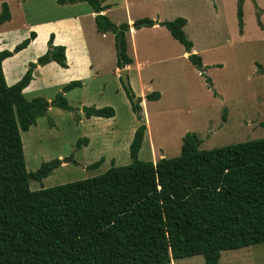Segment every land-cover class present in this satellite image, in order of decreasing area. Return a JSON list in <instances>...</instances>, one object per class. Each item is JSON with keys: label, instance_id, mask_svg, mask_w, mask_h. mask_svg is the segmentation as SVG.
<instances>
[{"label": "rangeland", "instance_id": "1", "mask_svg": "<svg viewBox=\"0 0 264 264\" xmlns=\"http://www.w3.org/2000/svg\"><path fill=\"white\" fill-rule=\"evenodd\" d=\"M19 1L0 0V13L2 2H7L15 15L12 23L0 25L2 49L13 50L33 31H39L41 38L37 46L9 60L25 68L20 79L47 52L51 34L65 42L58 45L80 48L65 73L62 66L55 71L49 63L36 68L34 81L24 92L28 99L42 96L51 101L66 84L82 82L66 96L73 111L52 106L46 116L22 132L28 171L55 158L62 161L42 181L31 180V190L94 177L112 166L131 163L130 144L142 122L148 126L139 153L143 161L179 156L183 137L189 132L199 135L201 150L264 138V0L244 1L243 32L239 0H107L108 13L104 14L115 24L133 25L143 18H186L185 34L205 65L202 75L165 26L133 27L136 32L128 36V54L133 58L129 80L134 96L141 97L142 91L161 94L158 100L146 99L145 106L141 104L142 120L120 76L115 37L97 31L88 2ZM84 107H112L116 114L87 118ZM83 138L88 143L78 146ZM100 160V166L92 167ZM204 261L197 255L174 260V264ZM220 264H264V242L223 251Z\"/></svg>", "mask_w": 264, "mask_h": 264}, {"label": "trees", "instance_id": "2", "mask_svg": "<svg viewBox=\"0 0 264 264\" xmlns=\"http://www.w3.org/2000/svg\"><path fill=\"white\" fill-rule=\"evenodd\" d=\"M107 0H57L61 5L88 2L96 13L97 31L112 32L120 69L133 63L128 54L131 27L165 26L185 48L188 58L205 75L200 55L185 34L187 19L143 18L115 24L103 12ZM245 0H239L238 18L243 32ZM2 2L0 25L11 20ZM37 37L35 31L13 50H0V264H170L172 260L202 255L204 264H220L223 251L264 242V138L201 150L199 135L183 137L177 157L157 162L139 159L146 123L130 144L131 163L53 187L31 190L30 181H42L62 165L60 158L27 169L22 132L55 106L73 111L66 93L81 87L66 84L53 100L28 99L24 90L35 69L50 62L68 67L66 47L48 41V50L32 62L13 85L6 81L3 61L24 50ZM212 88L211 78H206ZM160 92L145 96L158 100ZM143 97L133 101L142 120ZM87 118H112V107H84ZM225 118V115H224ZM226 119V118H225ZM88 143V138L79 140ZM101 160L92 167H98Z\"/></svg>", "mask_w": 264, "mask_h": 264}, {"label": "crops", "instance_id": "3", "mask_svg": "<svg viewBox=\"0 0 264 264\" xmlns=\"http://www.w3.org/2000/svg\"><path fill=\"white\" fill-rule=\"evenodd\" d=\"M18 2H19V4H20V1L18 0ZM105 4H106V2H105ZM107 5V4H106ZM20 6V5H19ZM109 7V6H108ZM19 9L21 10V13H22V8L21 7H19ZM10 10H11V15H12V17H11V20L10 21H7V22H5V23H12L13 21H14V17H15V15H14V8H13V6L12 5H10ZM108 11V8L103 12V13H108L107 12ZM94 13V12H93ZM93 15H95L96 16V13H94ZM94 19H95V17H94ZM158 21H160V22H162V19H158ZM129 22L130 23H132L133 22V19H130L129 20ZM4 24V23H3ZM187 25V24H186ZM159 26H161V25H159V24H157V25H155V26H153V27H159ZM134 32H136V30L133 28V27H131V29L129 30V32L127 33V38H128V36L129 35H131V34H133ZM107 33H109V32H107ZM112 33V32H111ZM114 35V34H113ZM47 39L48 38H46L45 40H44V44H46V41H47ZM40 40H41V38H40V32L38 31V33H37V37L29 44V46L27 47V48H25L24 50H22V51H20V52H18V53H16L14 56H12V57H10V58H7V59H5L4 61H3V70H4V73H5V77H6V81H7V83H9V85H13L18 79H20V77L22 76V73H23V71H24V69L23 70H21L20 68H18L17 67V65H16V63H13V61H9V60H11V58H14L16 55H18V54H20L21 52H23V51H25V50H28L29 48H33V47H35V46H37L38 44H39V42H40ZM54 42H55V44H60V43H63V44H65V42H63L61 39H60V36H58V35H55V37H54ZM0 50H3L2 49V46H1V44H0ZM78 51H80V48H75V47H69V46H67L66 47V55H67V60H68V67H66L65 69H62V70H64V71H61V72H63V73H65V72H67V70H69V67H70V65H71V61H72V57H75V55H77L78 54ZM192 51L193 52H195V50H193L192 49ZM185 53L188 55V53L186 52V50H185ZM10 62V64L8 65V63ZM50 64V65H49ZM48 65L49 66H51V67H53V69L55 70V71H60L61 69H60V65L58 66L57 64H56V62H53V63H49ZM130 66H131V64L130 65H128V66H126V68H128V70L130 69ZM62 68H64V67H62ZM37 69H38V67H37ZM34 77H35V75H34ZM32 81H34V79L32 80ZM32 83V82H31ZM30 83V84H31ZM30 86V85H29ZM28 86V87H29ZM28 87L24 90V92L28 89ZM70 94V91L69 92H67L66 93V96H68ZM147 94H145V91H142V94H141V97H143V101H142V104H143V106H145V103H146V99H145V96H146ZM147 130H148V126H147ZM146 134H147V131H146ZM146 134H145V136H146ZM145 139V138H144ZM144 143V142H143ZM153 147H154V150H155V146H152V149H153ZM153 150V151H154ZM161 157V156H160ZM165 157V156H164ZM163 158V157H162ZM157 159V158H156ZM156 159L154 160V162H157L156 161ZM161 159V158H160ZM175 262H174V260H172V262L170 263V264H174Z\"/></svg>", "mask_w": 264, "mask_h": 264}, {"label": "water", "instance_id": "4", "mask_svg": "<svg viewBox=\"0 0 264 264\" xmlns=\"http://www.w3.org/2000/svg\"><path fill=\"white\" fill-rule=\"evenodd\" d=\"M120 76H121L126 88L128 89L130 95L133 97V100L136 101V97L134 96V92L132 91V88L130 85L128 68L125 67V68L121 69ZM64 161L68 162V161H72V159H65Z\"/></svg>", "mask_w": 264, "mask_h": 264}]
</instances>
